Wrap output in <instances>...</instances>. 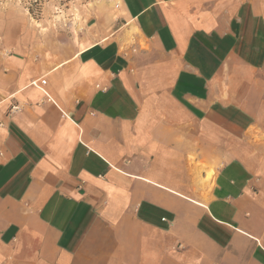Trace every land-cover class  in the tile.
Returning <instances> with one entry per match:
<instances>
[{"label": "crops", "instance_id": "crops-1", "mask_svg": "<svg viewBox=\"0 0 264 264\" xmlns=\"http://www.w3.org/2000/svg\"><path fill=\"white\" fill-rule=\"evenodd\" d=\"M109 9L1 64L0 264H264V0Z\"/></svg>", "mask_w": 264, "mask_h": 264}, {"label": "rangeland", "instance_id": "rangeland-1", "mask_svg": "<svg viewBox=\"0 0 264 264\" xmlns=\"http://www.w3.org/2000/svg\"><path fill=\"white\" fill-rule=\"evenodd\" d=\"M121 2L0 0V67L11 56L52 66L72 54L79 36L88 29L86 23L90 16H104L109 8L114 10ZM133 32L132 28L123 30V44L135 45ZM138 45L144 46L142 41Z\"/></svg>", "mask_w": 264, "mask_h": 264}, {"label": "built area", "instance_id": "built-area-1", "mask_svg": "<svg viewBox=\"0 0 264 264\" xmlns=\"http://www.w3.org/2000/svg\"><path fill=\"white\" fill-rule=\"evenodd\" d=\"M116 7H118V6H116ZM15 108V107H14Z\"/></svg>", "mask_w": 264, "mask_h": 264}]
</instances>
